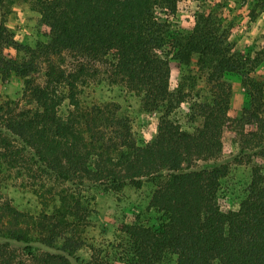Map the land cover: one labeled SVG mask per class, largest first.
Returning <instances> with one entry per match:
<instances>
[{
	"label": "trees",
	"instance_id": "16d2710c",
	"mask_svg": "<svg viewBox=\"0 0 264 264\" xmlns=\"http://www.w3.org/2000/svg\"><path fill=\"white\" fill-rule=\"evenodd\" d=\"M178 2L42 0L39 12L48 39L34 47L9 40L0 25V73L24 80L19 99L0 100V264H81L72 257L86 221L80 200L63 189L53 214L20 211L2 193V181L12 171L76 187L156 184L149 207L165 216L160 228L123 223L119 244L90 247L85 264H159L167 253L176 256V264H264L260 169L252 168L238 209L222 210L217 202L219 179L228 169L218 160L230 121L224 88L199 104L201 123L193 131L169 117L178 103L169 87L171 58L209 70V80L216 78L219 87L223 74L243 73L257 62L242 57L209 17L199 16L191 34L175 41L157 14H174ZM7 47L22 53L19 62L3 55ZM100 64H108L114 83L140 97L144 110L162 112L147 144H136L129 122L112 105L81 104V88ZM39 71L42 82L34 77ZM247 81L257 94L263 92L264 74ZM64 102L66 112L60 110ZM257 128L239 132L236 161L248 152L264 157V132ZM42 183L33 184L34 190Z\"/></svg>",
	"mask_w": 264,
	"mask_h": 264
},
{
	"label": "rangeland",
	"instance_id": "374dc122",
	"mask_svg": "<svg viewBox=\"0 0 264 264\" xmlns=\"http://www.w3.org/2000/svg\"><path fill=\"white\" fill-rule=\"evenodd\" d=\"M40 1L5 0L0 5V25L5 28L9 40L23 47H34L48 39V28L41 21L39 12ZM157 15L161 21L169 24L171 35L177 42H183L191 34L199 16L209 17L228 35L234 49L242 57L248 59L249 63L257 62L254 69L243 73L223 74L220 79L223 85L219 87L216 78L209 80V70L200 68L195 62L183 63L170 59L169 87L178 103L169 117L182 129L191 132L200 125L199 104L220 94L221 87L228 97L230 121L223 128V147L218 158L227 164L228 169L219 179L217 202L222 210H236L247 196L252 168L258 167L264 176V157L247 151L242 161L235 160L242 138L239 132L257 131V124L262 126L264 132V90L257 94L247 84L249 77L259 80L264 74V1L179 0L174 14L168 17L161 13ZM3 55L18 62L22 57L21 52L11 47L5 48ZM107 58L113 60L111 55ZM96 67L97 71L90 77L89 83L81 88V104L83 107L112 105L116 115L129 122L136 144H147L157 133L162 112L144 110L139 96L123 84L112 81L108 64ZM34 77L39 82L43 81L40 71ZM23 88L24 80L19 75L0 73V100L19 99ZM252 94H256L258 99L253 100ZM68 107L64 102L60 110L66 112ZM36 183L39 185L42 182L12 171L2 181V193L11 199L18 210L35 216L53 214L59 202L57 194L63 189L79 199L86 210V221L80 233V247L72 257L81 264L88 262L90 247L111 249L119 244L121 235L118 229L121 224L160 228L166 221L162 212L149 207L156 188L153 182H143L139 188L127 185L120 190L76 187L49 181L34 190L32 185ZM60 245L59 239L56 246ZM159 264H176V256L167 253Z\"/></svg>",
	"mask_w": 264,
	"mask_h": 264
}]
</instances>
